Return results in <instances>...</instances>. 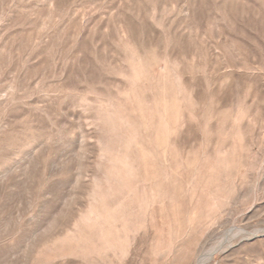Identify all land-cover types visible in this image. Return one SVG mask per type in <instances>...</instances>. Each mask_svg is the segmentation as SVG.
<instances>
[{"label":"rangeland","instance_id":"rangeland-1","mask_svg":"<svg viewBox=\"0 0 264 264\" xmlns=\"http://www.w3.org/2000/svg\"><path fill=\"white\" fill-rule=\"evenodd\" d=\"M0 264H264V0H0Z\"/></svg>","mask_w":264,"mask_h":264}]
</instances>
